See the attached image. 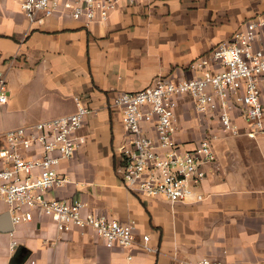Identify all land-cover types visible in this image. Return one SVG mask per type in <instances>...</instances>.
Returning a JSON list of instances; mask_svg holds the SVG:
<instances>
[{"label": "crops", "instance_id": "1", "mask_svg": "<svg viewBox=\"0 0 264 264\" xmlns=\"http://www.w3.org/2000/svg\"><path fill=\"white\" fill-rule=\"evenodd\" d=\"M256 16H264V0H118L106 21L86 24L57 12L38 25L27 20L20 0H0V75L8 91L0 134L70 114L79 97L90 109L78 130L86 141L57 167L67 182L46 196L79 200L85 214L133 222L136 239L148 235L152 247H107L78 227L59 232L36 209L31 221L13 223L10 215L11 231H0V264H180L200 257L264 264V135L245 136L240 117L242 135H231L181 100L178 141L190 149L207 136L215 160L204 165L206 176L195 187L201 201L170 203L123 187L118 148L126 132L122 111L110 105L116 93L158 78L196 75L192 61ZM6 211L0 201V215Z\"/></svg>", "mask_w": 264, "mask_h": 264}, {"label": "built area", "instance_id": "2", "mask_svg": "<svg viewBox=\"0 0 264 264\" xmlns=\"http://www.w3.org/2000/svg\"><path fill=\"white\" fill-rule=\"evenodd\" d=\"M118 0H20L27 20L42 25L57 12L86 24L106 21ZM196 75L178 80L158 78L137 91L116 93L110 105L122 111L125 142L118 148L117 172L128 191L170 203L201 201L195 187L205 178L204 165L215 160L210 139L201 137L183 148L176 110L188 99L196 115L217 120L223 131L242 135L235 124H247L244 135H264V16L243 23L226 41L189 65ZM7 85L0 75V104L7 101ZM74 112L26 124L0 134V201L12 222L31 221L40 210L59 232L71 227L90 229L107 247L129 251L138 246L152 251L149 236L137 240L133 222L120 223L102 214L86 213L79 200L50 199L46 193L67 182L57 167L85 143L78 133L90 109L75 97ZM17 245L10 242L13 250ZM132 257L128 255L127 259ZM180 264H222L209 257L184 259Z\"/></svg>", "mask_w": 264, "mask_h": 264}, {"label": "water", "instance_id": "3", "mask_svg": "<svg viewBox=\"0 0 264 264\" xmlns=\"http://www.w3.org/2000/svg\"><path fill=\"white\" fill-rule=\"evenodd\" d=\"M11 229H12V222L10 218V213L6 211L0 215V231L7 232V231H11ZM20 251L23 252L24 248H21Z\"/></svg>", "mask_w": 264, "mask_h": 264}, {"label": "rangeland", "instance_id": "4", "mask_svg": "<svg viewBox=\"0 0 264 264\" xmlns=\"http://www.w3.org/2000/svg\"><path fill=\"white\" fill-rule=\"evenodd\" d=\"M246 20V19H245Z\"/></svg>", "mask_w": 264, "mask_h": 264}]
</instances>
